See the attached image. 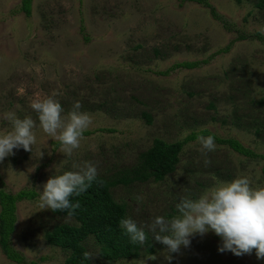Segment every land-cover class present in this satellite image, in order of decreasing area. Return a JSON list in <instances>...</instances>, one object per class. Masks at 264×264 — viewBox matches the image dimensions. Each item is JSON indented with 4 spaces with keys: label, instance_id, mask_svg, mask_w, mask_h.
<instances>
[{
    "label": "rangeland",
    "instance_id": "374dc122",
    "mask_svg": "<svg viewBox=\"0 0 264 264\" xmlns=\"http://www.w3.org/2000/svg\"><path fill=\"white\" fill-rule=\"evenodd\" d=\"M207 2L221 21L210 8L179 0H33L29 17L19 11L21 0H0V133L12 128L5 113L37 124L32 152L14 149L0 161V188L35 194L17 204L12 245L24 264H65L68 257L44 238L56 225L75 224L39 208L42 186L54 174L91 163L97 177L116 179L155 139L181 142L202 130L264 156V11L254 6L256 0ZM179 63L196 66L173 68ZM54 92L62 116L78 101L77 111L92 121L86 130L91 134L70 157L43 133L30 107ZM257 128L263 131L257 134ZM215 144L211 152H201L197 139L186 144L175 172L161 182L113 188L115 202L126 206L124 219L144 229L154 252L140 244L139 258L106 262L89 238L84 245L94 257L90 264H139L148 255L157 258L145 264H169L161 255L164 246L146 227L156 216L171 219L182 199L194 200L241 176L254 188L264 187L261 159ZM189 239L170 264H264L255 251L241 256L218 251L222 240L212 231ZM0 264L16 263L0 250Z\"/></svg>",
    "mask_w": 264,
    "mask_h": 264
},
{
    "label": "clouds",
    "instance_id": "9594fccd",
    "mask_svg": "<svg viewBox=\"0 0 264 264\" xmlns=\"http://www.w3.org/2000/svg\"><path fill=\"white\" fill-rule=\"evenodd\" d=\"M56 95L54 92L47 98L34 99L30 107L37 113L39 127L43 133L58 140L61 144L60 151L70 157L74 150L80 148L83 133L92 121L87 113L77 111L81 107L78 101L66 117L62 116L64 110L53 98ZM3 118L11 123L12 128L0 133V161L14 155V149L22 148L26 152H32V146L36 144L33 131L37 127L36 121L31 117L17 118L14 113H5ZM197 142L201 145V152H211L216 148L214 137L211 135L199 136ZM42 155L40 151L39 158ZM205 164H210V161L205 160ZM96 177L97 169L91 163H85L78 172L66 171L50 176L43 184L39 196L40 210L66 211L69 217L73 216L80 205L71 203L70 197L86 191ZM176 210L178 215L171 219L156 216L153 222L146 226L152 232L154 240L164 246L161 255L169 264L173 253H179L181 246L190 245L191 236H203L209 231L222 240L218 251H230L236 256L250 255L255 251L257 259H264V187H252L248 177L241 176L213 186L194 200L182 199L176 204ZM120 227L133 244L144 245L148 240L144 229L138 227L130 218L121 220ZM83 257L85 260L94 258L88 252H85ZM156 258L155 255H148L145 259ZM145 259L140 260L139 264H145ZM122 264L128 262L123 261Z\"/></svg>",
    "mask_w": 264,
    "mask_h": 264
},
{
    "label": "trees",
    "instance_id": "16d2710c",
    "mask_svg": "<svg viewBox=\"0 0 264 264\" xmlns=\"http://www.w3.org/2000/svg\"><path fill=\"white\" fill-rule=\"evenodd\" d=\"M33 0H21V11L25 16L31 14ZM180 4L186 1L196 3L202 7L210 8L209 13L213 19L221 21V17L210 7L207 0H179ZM258 10L264 11V0H256L254 5ZM223 26L225 24L223 23ZM232 42L220 52H226L230 49ZM196 63H179L173 68L195 67ZM262 104V100L255 102ZM254 103V104H255ZM146 122L151 123L150 116L143 114ZM96 131L109 132L110 130L99 129ZM262 128H257L256 133L260 134ZM90 131H85L83 136L90 135ZM213 136L214 142L224 145L246 158H259L263 161L262 174L264 176V156L256 154L254 151L246 148L238 140L233 138H219L211 134L208 130H202L200 133L188 136L181 142L167 143L155 139L150 148L141 153L135 165L122 172L116 179H105L96 177L91 182V186L80 195L70 197L71 203H79V208L71 217L67 212H52L56 216L67 217L73 220L74 225L60 224L54 226L51 231L44 235L45 241L51 247L58 248L68 253L65 264H90L91 260H85L83 254L87 252L85 242L92 238L99 246L98 256L103 261L111 262L118 259H137L140 257V244L130 242L128 235L120 227V221L124 219L126 213L125 204H117L112 197L111 190L118 186H128L131 183H144L148 181L161 182L169 175L175 172L179 163V156L183 146L188 142L194 141L199 136ZM57 145V143H56ZM3 184V183H2ZM1 184V185H2ZM35 198L33 191L22 189L17 193L6 191L4 186L0 188V250L4 256L16 264H24L25 257L18 252L12 245V237L17 223V204L24 200ZM147 234V233H146ZM148 240L144 244V250L153 253V248Z\"/></svg>",
    "mask_w": 264,
    "mask_h": 264
}]
</instances>
